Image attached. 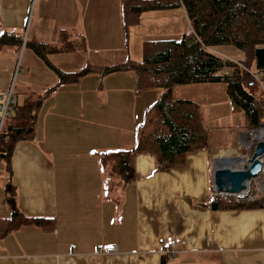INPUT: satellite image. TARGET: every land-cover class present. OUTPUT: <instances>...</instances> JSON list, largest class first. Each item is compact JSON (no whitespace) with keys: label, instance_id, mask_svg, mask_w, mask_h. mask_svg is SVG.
Listing matches in <instances>:
<instances>
[{"label":"crops","instance_id":"obj_1","mask_svg":"<svg viewBox=\"0 0 264 264\" xmlns=\"http://www.w3.org/2000/svg\"><path fill=\"white\" fill-rule=\"evenodd\" d=\"M172 12L177 24L178 18L185 23L182 36L189 34L185 11ZM160 16L149 22L156 25ZM62 30L84 37L87 50L53 54L50 62L66 73L80 75L87 66L95 73L50 97L46 92L58 78L32 50H24L20 66L18 47L0 52V105L12 86L17 103L41 97L34 140L16 145L11 173L0 160V264H162L170 240L177 247L168 264H264V210L211 209L219 197L215 159L244 156L242 132L236 147L189 154L183 166L171 169H157L151 154L137 155L134 181L117 192L120 206L104 200L93 154L133 149L136 127L161 91L137 94L134 72L101 75L106 65L99 59L127 45L122 0H0V35L17 32L27 42L55 45ZM173 97L198 104L217 133L238 114L225 84L177 86ZM6 120L0 111L3 129ZM215 140L211 132V144ZM15 208L26 226L12 220ZM36 218L52 222L33 226ZM107 246L117 252L107 254Z\"/></svg>","mask_w":264,"mask_h":264},{"label":"trees","instance_id":"obj_2","mask_svg":"<svg viewBox=\"0 0 264 264\" xmlns=\"http://www.w3.org/2000/svg\"><path fill=\"white\" fill-rule=\"evenodd\" d=\"M178 9H183L190 21L189 34L180 40L147 41L143 44L141 61L128 59L121 64L106 66L101 72L102 77L134 72L137 94L147 90L161 91L156 103L147 109L144 122L136 127L133 149L93 154L99 160L104 200L114 199L119 206L117 192L134 181L137 155L151 154L155 157L157 169H171L183 166L189 154L203 150L210 152L213 131L205 124L201 107L191 101L174 99L175 87L225 84L233 113L245 114L247 131L264 128V0H122L126 44L131 29L139 26L144 14ZM23 44L24 39L17 32L0 35V52L7 47L21 49ZM26 47L58 78V84L46 92L47 97L61 86L77 84L80 77L95 73L88 66L80 75L66 73L50 62L49 56L53 54L86 52L84 37L72 31L62 30L55 45L27 42ZM217 47L240 50L246 60L223 59L214 53ZM253 64L255 73L250 69ZM34 106L29 100L24 107L15 109L16 126L10 125L2 130L0 160L5 162L10 173L16 145L34 140L37 124ZM244 150L252 155L254 147ZM11 190L15 191V187L12 186ZM211 209L216 212L264 210V196L253 200L214 197ZM23 218L15 208L12 220L18 219L19 226H26L28 221L25 223ZM51 222V219L44 218L30 221L37 227ZM167 258L162 259V264L170 262Z\"/></svg>","mask_w":264,"mask_h":264},{"label":"rangeland","instance_id":"obj_3","mask_svg":"<svg viewBox=\"0 0 264 264\" xmlns=\"http://www.w3.org/2000/svg\"><path fill=\"white\" fill-rule=\"evenodd\" d=\"M173 14L174 13L173 12L171 13V11H158V12L146 13V15L144 14L141 18V23L139 24V26L132 28L130 31V35H131L130 36L131 39H129L130 45L129 43L125 45V51H122L114 55L113 54L106 55L105 57L100 58L99 60L101 61L103 66L104 65L110 66L115 63L121 64L128 59L133 60L132 58H139V60H141L143 44L147 41H157V40H166V39L180 40L182 38V34H183L182 32L185 29V23L184 25H182L181 21H179L178 18V24H177L176 18L171 17V15ZM154 15H158V16L161 15L160 16L161 19L157 20L156 25L149 22V19ZM25 49H27L26 45L22 46L20 49V53L17 61V64L19 66L21 64V59ZM214 52L223 59L228 58L236 62L246 60V55L242 51L237 50L233 47H217L214 49ZM139 60H134V61H139ZM250 69L252 70V73L256 72V67L254 64L250 67ZM16 95L18 96L17 91L16 93H14L15 97ZM30 96L31 98H33L32 102L33 104H35L34 107L36 108V106L41 102V99H37V97H35V95L32 94ZM27 103L28 101H24L20 99L19 103H16L14 105V110H12L8 115V117L6 118L7 120L5 123V129L8 128L10 125L14 126L16 124L15 116L17 115V112L15 109L22 108ZM245 119L246 117L244 112H239L237 115H234L230 121H228V125L226 126L228 127V129L226 130V132L222 134V133H217L216 132L217 130L213 131L212 134L216 138V140L215 143L211 144L210 151L212 153H217L220 150L219 148L227 149V148L236 147L238 144L237 139H238V135H240V132L242 133L248 132L246 128ZM231 138L233 141H235L233 144L230 143ZM242 151L244 152V154H242L243 152L241 151L239 154L244 155V157L247 156L246 155L247 152H245L246 150H242ZM250 156L252 157V155H249V157ZM222 157H225V155ZM238 157H242V156H238ZM243 164L245 166V163ZM241 165L242 164H239V166Z\"/></svg>","mask_w":264,"mask_h":264},{"label":"built area","instance_id":"obj_4","mask_svg":"<svg viewBox=\"0 0 264 264\" xmlns=\"http://www.w3.org/2000/svg\"><path fill=\"white\" fill-rule=\"evenodd\" d=\"M26 41L27 40L24 39L23 46L26 45ZM1 99H2L1 112L3 115V122H4V120L8 117L10 112L14 110V105L17 103L16 97L14 96L13 93V86L9 89V91L5 95L1 97ZM2 130L3 128L1 124L0 138H1ZM259 142H264V128L260 130L248 131L247 133L244 132L240 135V147L243 149L250 150L252 147H254V152H255L256 146ZM260 161L262 163V171L256 179L252 180L251 182L249 181L241 192L234 193L233 195L227 192L220 193L217 191V188L215 187L219 197H227L238 200H244V199L253 200L255 198L264 196V155L261 157ZM176 247H177V242L175 240L168 241L166 243L165 255L170 259H174L176 254ZM104 250L107 254H111L117 252V247L107 246L104 248Z\"/></svg>","mask_w":264,"mask_h":264},{"label":"water","instance_id":"obj_5","mask_svg":"<svg viewBox=\"0 0 264 264\" xmlns=\"http://www.w3.org/2000/svg\"><path fill=\"white\" fill-rule=\"evenodd\" d=\"M41 102L36 106L38 110ZM2 111V104L0 105ZM264 155V142H259L252 157L249 155L237 157L236 159H227L218 156L214 162V182L218 192H227L229 194L239 193L245 185L256 179L262 171L261 157ZM243 161V169H235V165Z\"/></svg>","mask_w":264,"mask_h":264},{"label":"bare ground","instance_id":"obj_6","mask_svg":"<svg viewBox=\"0 0 264 264\" xmlns=\"http://www.w3.org/2000/svg\"><path fill=\"white\" fill-rule=\"evenodd\" d=\"M232 159V158H231ZM244 162L243 161H241V162H239V163H237L236 165H239V164H243ZM239 168V167H238Z\"/></svg>","mask_w":264,"mask_h":264}]
</instances>
